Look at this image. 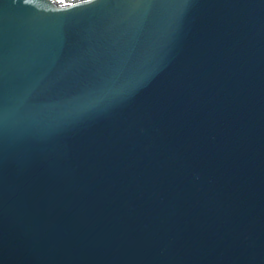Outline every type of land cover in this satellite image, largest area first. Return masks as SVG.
Listing matches in <instances>:
<instances>
[{"label": "water", "instance_id": "1", "mask_svg": "<svg viewBox=\"0 0 264 264\" xmlns=\"http://www.w3.org/2000/svg\"><path fill=\"white\" fill-rule=\"evenodd\" d=\"M0 264H264V0H0Z\"/></svg>", "mask_w": 264, "mask_h": 264}, {"label": "rangeland", "instance_id": "2", "mask_svg": "<svg viewBox=\"0 0 264 264\" xmlns=\"http://www.w3.org/2000/svg\"><path fill=\"white\" fill-rule=\"evenodd\" d=\"M57 3H60V4H63V3H66V1L64 0H55Z\"/></svg>", "mask_w": 264, "mask_h": 264}, {"label": "flooded vegetation", "instance_id": "3", "mask_svg": "<svg viewBox=\"0 0 264 264\" xmlns=\"http://www.w3.org/2000/svg\"><path fill=\"white\" fill-rule=\"evenodd\" d=\"M68 1H72V0H67V2H68Z\"/></svg>", "mask_w": 264, "mask_h": 264}, {"label": "bare ground", "instance_id": "4", "mask_svg": "<svg viewBox=\"0 0 264 264\" xmlns=\"http://www.w3.org/2000/svg\"><path fill=\"white\" fill-rule=\"evenodd\" d=\"M64 1H67V0H64Z\"/></svg>", "mask_w": 264, "mask_h": 264}]
</instances>
